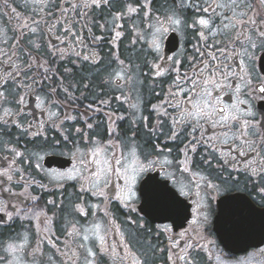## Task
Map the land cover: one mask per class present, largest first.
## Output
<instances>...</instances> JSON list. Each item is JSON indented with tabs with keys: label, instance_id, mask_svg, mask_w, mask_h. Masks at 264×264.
Here are the masks:
<instances>
[{
	"label": "snow or ice",
	"instance_id": "1",
	"mask_svg": "<svg viewBox=\"0 0 264 264\" xmlns=\"http://www.w3.org/2000/svg\"><path fill=\"white\" fill-rule=\"evenodd\" d=\"M33 3L38 5L39 12L44 13L41 19L53 18V13H58L55 22L43 30L39 28L38 20L32 21V27L25 22L19 28L27 29V33L35 36L41 31L51 34L57 25H61L65 39L61 40L59 36L56 39L61 44L69 40L71 43L65 48L51 46V54L59 55L61 60L66 54L82 61L94 60L95 54L87 51L83 36L78 34L83 29L74 28L73 25L78 22L69 20L67 14L70 10L75 12L78 7L99 9L110 6L111 0H83L79 6L73 3L71 9L61 6L64 0H33ZM259 3L264 7V0H259ZM249 11L252 12L251 16L248 15ZM77 15L83 19L87 12ZM133 18H139L144 27L137 31V23L130 25L135 35L131 43L134 45L144 39L148 49L144 63L150 66L155 77L167 75L171 80L165 100L159 106H151V112L156 116L151 126L149 117H135L134 113L128 132L122 135L117 121H123L125 117L114 112L105 113L107 139H99L90 135L96 125L88 123V114L82 113L79 119L83 120L85 127L74 129L80 137L77 141L72 131L64 128L63 124L66 120L77 121L78 117L65 115L60 120L59 112L52 111L59 102L49 99L56 95V88L47 87L44 83L51 80L47 73L52 70L45 67L47 61L38 64L39 58L32 57L31 62L25 65L28 70L33 65L44 68L45 74L42 76L34 74L29 77L23 74V69L18 68L7 77H0V136L5 134V130L14 127L22 134L15 138L17 141L24 136L42 138V150L51 148L54 153L71 144L67 153L70 166L62 170H45L38 162L44 159L39 152L30 153L25 161L24 151L18 146L9 147L7 151L11 155L6 159L11 160V164L0 170V177L7 178L6 181H0V191H11L2 185L12 181L13 174L10 172L17 158L28 164L36 161L34 167L56 181V187L63 188L65 184L71 183L77 190L80 203L73 205L74 211L84 216L89 214L86 207L102 212L108 225L112 226L111 230L120 236L119 243L109 242L108 231L102 230V222L79 227L73 224L64 233L66 239L63 244L68 251L61 252L57 243L60 238H53L55 230L48 226L46 212L41 210L29 217L28 213L32 210L28 209L21 215L18 208L0 200V213L4 214L0 216V226L13 222L17 217L21 220H40L44 217L45 224L42 230L37 228V235L43 231L44 237L33 252L26 251L29 244L27 231L0 242V251L3 252L0 264H38L35 253L42 251L39 245L45 241L62 258L60 264H79L81 256L82 264H101L104 258H109L113 264L117 260L120 264H147V257L142 258L132 251L125 233L116 225L111 205L116 202L129 213L139 215L143 209L138 210L137 201L143 197L147 203L152 193H156L160 200V206L154 211L173 220V223L179 219L188 224V228L179 234L189 240L183 248L170 235L173 233V224L155 226L157 238L163 235L172 241L167 260L172 264H194L188 250L203 247L199 241L205 239L201 233L208 224L213 201H217L223 211L232 201L241 199L230 195L232 191L240 190L237 188L240 175L233 176V172L247 177L245 184H252L251 190L257 193L259 203L264 206V186H258L264 185V110L259 107V103L264 102V17L253 7L251 0H128L120 11L113 14L110 44H115L124 35L120 31L124 28L123 21ZM99 27L104 29L105 25ZM189 32L193 34L191 38L187 35ZM25 35V32H20L17 42ZM171 37L176 38L177 48L169 54L165 41ZM104 39V36H92L93 43ZM190 39L196 41L192 44L191 56L186 54L188 50L184 47L185 41ZM28 43L37 51L41 47L34 39H29ZM76 47H82L85 51H76ZM24 51L32 55L27 49ZM148 56L152 59L148 60ZM12 59L8 58L9 66ZM113 59L120 66V71L114 72L113 78L116 87L122 89L124 83L133 81V75L129 73H135L136 66L131 62L125 66L119 55ZM71 71L64 69L65 76ZM52 75L57 73L52 72ZM65 76H58L57 87L72 99L74 94L69 89H74L76 85L66 86ZM9 84L11 88L7 87ZM26 96L34 97L35 107L42 113L47 111L46 120L27 124L23 122L29 114ZM127 99L125 96V102ZM100 103L106 105L108 101ZM131 107L136 109L138 106L132 104ZM87 108L92 112L101 111L92 105ZM166 121L169 127L167 134L164 132ZM137 123L140 127L136 126ZM46 125L55 128L60 139L52 138L49 142ZM141 127L149 137L150 150H146L137 139ZM8 135L11 137L10 131ZM161 137L164 139L161 140ZM169 142L174 146L169 147ZM177 142L182 147L176 146ZM200 149L203 151H198ZM60 154L65 155L64 152ZM174 154L176 158L170 159ZM173 166L174 171H166ZM209 170H214L216 175ZM15 171L20 172L21 169ZM153 171L157 175H146ZM160 172H164L163 179H158ZM177 173L180 175L177 176ZM19 179L24 180L25 177L20 176ZM37 186L42 190L46 188L43 184ZM247 190L245 187L244 191ZM79 194H88L98 200L102 198L104 206L101 207V203L88 204ZM31 199L39 198L33 196ZM189 199L191 205L186 203ZM48 204L55 205L56 202L49 200ZM9 207L12 211L7 210ZM92 214L95 215L94 212ZM125 223L149 235L152 233V229L147 228L144 222L138 223L130 215ZM189 229L198 237L195 243L191 242L193 237ZM70 241L77 243L76 250L69 246ZM172 249H178V252ZM159 251L163 252L164 249ZM28 256H32L33 260L26 259ZM48 259L50 264H56L54 257L49 256Z\"/></svg>",
	"mask_w": 264,
	"mask_h": 264
},
{
	"label": "flooded vegetation",
	"instance_id": "2",
	"mask_svg": "<svg viewBox=\"0 0 264 264\" xmlns=\"http://www.w3.org/2000/svg\"><path fill=\"white\" fill-rule=\"evenodd\" d=\"M127 2L128 0H111L110 6H102L99 9L78 7L75 12L71 10L68 12V19L78 22L73 27L77 30L83 29L82 33L78 31V34L83 36L87 51L95 54L94 60L82 61L71 54H66L63 60L59 58V55L53 56L51 54V46L65 48L71 43L69 40L65 44H61L56 39L57 36L61 40L65 39V33L62 31L61 25H57L51 34L46 31H41L35 36L27 33V29L18 27L25 22L29 27H32L34 26L32 21L38 20L40 21L39 28L42 30L46 29L47 26L55 22L54 18L58 16V13L54 12L53 18L41 19L44 13L39 12V7L33 3V0H0V77H7L9 73H14L18 68L23 69V74L26 76L30 77L34 74H37L38 77L42 76L45 74L44 68L33 65L31 70H28L25 68V65L31 62L32 57L39 58L37 61L38 64L47 61L45 67L52 70L47 73V75L51 76V80L45 81L44 83L47 87L56 88V95L49 97V99L59 102L52 108V111L59 112L60 120H63L65 115L78 117L77 121L66 120L63 124L64 128L72 131L77 141H79L80 137L75 134L74 129L76 127H85L83 120L79 119L82 113L88 114V123L96 125L90 135H94L99 139H107L105 129L108 125L106 123L105 113L114 112L118 116L123 115L125 117L123 121H117L122 135L128 132L129 124L131 123L130 118H134V113L135 117L140 115L149 117V125L151 126L156 120L155 113L151 112V106L153 104L159 106L165 100L169 85L171 84V80L167 75L155 77L150 66L144 63L145 53L148 51L145 40L141 39L134 45L131 43L135 39V35L130 25L134 22L137 23V31H140L144 27V24L140 23L139 18L125 19L123 21L124 28L120 29V31L124 32V35L115 44L108 42L112 37L110 28L113 22V14L120 11L121 6ZM73 3L79 6L82 5L83 0H64L61 6L71 9ZM251 3L260 12L261 16L264 17V7L260 5L259 0H251ZM13 9H15V12H13ZM84 12H87V16L81 19V16L77 15V13ZM248 15L251 16L252 12L249 11ZM117 23H120V21H117ZM101 24L105 25L104 29L99 27ZM64 26L66 27L68 25ZM20 32H25L26 35L17 42V37ZM187 35L191 38L193 34L189 32ZM92 36H104L105 39L93 43ZM29 39H34L41 45L38 51L28 43ZM195 42V40L191 39L185 41L184 47L188 50L187 55H193L191 48ZM165 45L166 51H169L170 54L171 51L177 48L176 38H169L165 41ZM24 49L30 51L32 55L29 56ZM142 49L143 51H141ZM75 50L85 51L82 47H76ZM13 53H15V56H13ZM115 55H119V58L125 62V66H128L129 62L136 66L135 73H129L133 75V81L131 83H124L122 89L116 87V82L113 78L114 72L120 71V66L113 59ZM9 57H13L11 66L8 64ZM147 59L151 60L152 57L148 56ZM72 61H75V63H72ZM66 68L72 71L65 76L64 69ZM52 72L57 73V75H52ZM58 76H65L64 82L66 86L68 84L76 85L74 89H69L70 93L74 94L72 99H69L57 87L59 84ZM19 80L20 78L18 77L17 82ZM141 81L142 83H140ZM7 87L11 88L12 85L9 84ZM125 96L128 97L126 102L124 100ZM116 97H121V99H116ZM101 101H108V103L104 105L100 103ZM26 103L29 114L24 117L23 122L25 124L34 122L35 120L47 119V111L42 113L40 109L35 107L36 101L33 96H26ZM132 104H137L138 107L133 109L131 107ZM88 105H92L93 108H100L101 111L92 112L91 109L87 108ZM259 107L264 110V102H260ZM136 126L140 127L139 123ZM9 131L11 132V137L8 135ZM46 132L49 142H51L52 138L60 139L55 128L46 125ZM164 132L166 134L169 132L167 121L165 122ZM21 135L19 130L11 127L5 130L4 135L0 136V170L7 168L11 164V160L6 158L11 155L7 149L12 146H18L21 151L25 152V161L28 159L30 153L39 152L40 155L44 156V159L38 162L45 170H62L70 166V157L67 153L71 148V144L56 150L54 153L51 148L42 150V138L24 136L17 141L15 138ZM137 139L142 146L146 147V150H150L151 143L149 142V137L142 127L140 128V134ZM163 139L161 137V140ZM80 146L83 147L82 144ZM168 146L173 147L174 145L172 142H169ZM176 146L182 147L179 142H177ZM198 151L202 152L203 149ZM60 152H64L65 155H61ZM50 157L52 158V163H48ZM175 158V154L170 157V159ZM35 163L36 161H33L32 164L23 163L17 158L13 170L10 172V174H13L12 181L2 185L11 191H0V200L18 208L21 215H24L28 209L32 210V212L28 213L29 217L33 213L41 210L46 212L49 221L48 226L55 230V236L53 238H60L57 243L61 252L68 251V248H65L63 244V241L66 239L64 233L73 224L79 227L81 225L90 226L93 223L102 222V230L108 231L109 242L115 241L119 243L120 236L111 230L112 226L108 225L107 219L102 212L86 207V211L89 214L84 216L74 211L73 205L80 203L77 190L71 186V183L65 184L63 188L56 187V181L51 180L50 177L45 176L43 172L37 170L34 167ZM16 169H21V171L16 172ZM174 169L175 166L166 169V171L172 172ZM209 171H212V174L216 175L214 170ZM146 175H157V173L153 171ZM179 175L177 173V176ZM232 175H240V184L237 186L240 190L232 191L230 195L240 197L241 199L232 201L223 211H221L218 202L213 201L212 211L208 217V224L201 233L205 239L199 241L203 247L188 250L194 264H264V206H261L259 203L260 197L257 193L251 190L252 184H245L247 180L245 175L236 172H233ZM20 176H24L25 179L20 180ZM163 177L164 172H160L158 179H163ZM6 180V177H0V181ZM28 184L32 186L29 187L27 186ZM38 184H43L46 188L42 190L37 186ZM245 187H247V191H244ZM155 194L152 193L150 195L147 203L143 201V197L137 201L136 206L138 210L143 209V211H139V215L137 213H129L127 210L119 207L116 202L112 203L111 212L116 218V225L125 233L132 251L142 258L146 256L147 264H172V262L167 260V256L170 254L168 251L169 245L172 241L163 235L157 238L155 226L159 224H173V233L170 235L173 236V240H178L180 247L183 248L189 240L188 237L182 238L179 234L185 228H188V224L187 221L179 219L173 223V220L166 219L164 215L154 211V209L160 206V201H153ZM79 195L88 204L101 203L102 200V198L98 200L95 197H90L88 194ZM33 196L39 199H31ZM49 200H54L56 204H48ZM186 203L191 205V199L186 200ZM103 206V203H101V207ZM7 210L12 211V208L9 207ZM93 212L95 215L92 214ZM2 215L4 214L0 213V216ZM129 215L133 220H137L138 223L144 222L147 228L152 229L151 235L131 224H126L125 221ZM141 217L143 218L142 220ZM240 218H242V221ZM38 227L41 230L45 227L44 217H41L40 220L32 218L21 220L17 217L13 222L0 226V242L6 241L10 236H15L16 233L24 234L27 231L29 244L26 251L33 252L37 248L39 241L44 237L43 231L37 235ZM189 232L193 237L191 242L195 243L198 237L190 229ZM223 240L229 241L232 246L227 247L223 243ZM239 240L250 241L246 250L234 251L231 249L239 248V244L233 245V242ZM39 246L42 251L35 253V260L38 264H50L49 256L55 258L56 264H60L62 258L57 255L56 250L51 248L47 241ZM69 246L74 250L77 249L76 242L70 241ZM159 249H164V251L160 252ZM80 251L82 252V250ZM172 251L178 252V249H172ZM68 254L71 255V252ZM2 255L3 252L0 251V256ZM116 263L120 264V261L117 260ZM79 264H82V256ZM101 264H106V258L101 261ZM178 264H182V262H178Z\"/></svg>",
	"mask_w": 264,
	"mask_h": 264
},
{
	"label": "water",
	"instance_id": "3",
	"mask_svg": "<svg viewBox=\"0 0 264 264\" xmlns=\"http://www.w3.org/2000/svg\"><path fill=\"white\" fill-rule=\"evenodd\" d=\"M48 163H52V158L51 157L48 159ZM143 201H145L144 198H143ZM153 201H156V202L160 201L156 194L153 197ZM240 220L242 221V218H240ZM223 243L227 247H231L232 246L229 241L223 240ZM249 243H250L249 240H239L237 242H233V245L239 244V248H231V249L234 250V251H244V250H246L248 248Z\"/></svg>",
	"mask_w": 264,
	"mask_h": 264
},
{
	"label": "rangeland",
	"instance_id": "4",
	"mask_svg": "<svg viewBox=\"0 0 264 264\" xmlns=\"http://www.w3.org/2000/svg\"><path fill=\"white\" fill-rule=\"evenodd\" d=\"M26 259H28L29 261L33 260V257H26ZM106 264H113L112 260H109L108 258H106ZM119 264V263H116Z\"/></svg>",
	"mask_w": 264,
	"mask_h": 264
}]
</instances>
